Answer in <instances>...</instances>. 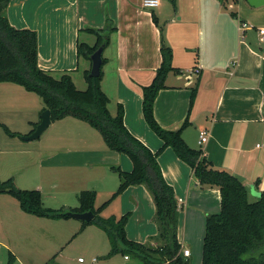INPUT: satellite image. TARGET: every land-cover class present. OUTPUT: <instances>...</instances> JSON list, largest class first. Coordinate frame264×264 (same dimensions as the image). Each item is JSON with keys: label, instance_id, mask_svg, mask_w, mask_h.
Here are the masks:
<instances>
[{"label": "crops", "instance_id": "1", "mask_svg": "<svg viewBox=\"0 0 264 264\" xmlns=\"http://www.w3.org/2000/svg\"><path fill=\"white\" fill-rule=\"evenodd\" d=\"M230 2L161 0L157 8L167 3L168 9L155 12L156 9L145 8L143 0H11L5 14L15 28L38 33L40 68L55 77L69 74L76 86L78 82L73 74L80 66L84 71L92 68V61L78 57V44L95 45L96 36L88 29L104 30L111 24L116 30L103 53L107 63L102 80V89L110 98L109 110L116 115L118 106L122 105L128 130L157 152L163 141L148 127L142 111L143 87L153 82L162 64V37L153 21L154 15L164 28V42L173 50V67L179 70L168 75L166 88L156 99V120L164 129L178 130L189 118L190 125L183 132L186 143L193 149L203 150L217 169L238 177L248 190L249 201L255 202L264 192V42L259 33V29H264V5L255 7L248 0ZM227 7H236L237 16L228 14ZM243 23L248 24L244 31ZM195 88L198 91L190 110ZM38 113L27 120L29 134L42 120ZM70 120L73 119L52 124H62L64 129L78 126ZM203 130L208 131L209 139L200 145ZM72 141L75 143L56 144V149L43 151L41 166L60 170L68 181L69 191H95V206L99 208L116 193L121 183L112 168L130 172L132 161L108 149L97 135L89 133ZM159 163L176 193L178 240L184 256V251L189 250L186 246L189 233L203 232L200 236L204 243L207 217L221 211V193L219 189L202 187L192 168L171 148L164 150ZM77 182L83 186L77 187ZM7 196L10 195L0 194V247L9 254L1 255L0 263L7 264L12 254L16 262L23 264L13 250L8 232L16 239L24 238L29 245L31 239L34 244L50 242L60 257L55 264H70L62 254L63 245H71L76 239H80V246L89 254L90 264H139L122 254L108 257L110 240L97 226L89 225L82 230L81 224L63 225L71 220H50L27 214ZM156 210L148 188L136 185L115 198L101 216L121 218L130 213L126 226L128 238L156 247L159 245L154 239L159 234ZM53 227L57 230L51 231ZM66 227L68 232L64 231ZM47 233L55 235L50 240ZM189 251L190 256H184L187 261L192 255ZM86 262L79 261V264Z\"/></svg>", "mask_w": 264, "mask_h": 264}, {"label": "trees", "instance_id": "2", "mask_svg": "<svg viewBox=\"0 0 264 264\" xmlns=\"http://www.w3.org/2000/svg\"><path fill=\"white\" fill-rule=\"evenodd\" d=\"M0 0V83L10 82L36 93L45 104V110L51 111L52 123L74 118L88 123L101 135L108 149L124 154L132 161L133 168L118 172L121 184L116 193L99 208H96L97 194L93 190L79 194L80 206L55 210L44 206L39 190L19 189L14 179L0 181V194L15 198L22 211L27 214L50 220L71 219L69 213L92 212L91 222L103 230L111 244L108 257L122 254L136 259L139 264H189L181 254L178 240V201L174 188L168 184L159 163V157L165 149L171 148L176 156L192 168L195 178L205 188L219 189L221 193V211L211 214L206 220L203 243L202 264H264V192L259 199L250 202L244 183L232 173L217 169L204 154V151L191 148L183 138L184 130L190 125L189 118L178 130L164 129L156 120L154 106L161 90L166 88V80L171 72H179L173 67V50L164 42V32L160 29L162 43V64L157 69L153 82L143 87L142 111L148 127L163 141L159 151L153 152L136 138L124 122V108L118 106L116 115L109 110L110 98L102 89L103 67L107 59L103 58L101 75L91 77V70L84 72L86 90L77 88L69 74L55 77L39 66L38 33L30 29H18L11 25L3 3ZM153 20L158 24L156 17ZM116 29L110 24L104 30L88 29L96 36L93 46L78 44V57L91 61V56L100 47L109 46L111 34ZM197 88L193 89L190 110L195 102ZM38 125H34L31 135ZM145 185L156 204V222L159 234L154 237L159 245L142 244L130 240L126 226L129 214L117 218H104L101 212L119 195L131 186ZM10 254L7 264H14Z\"/></svg>", "mask_w": 264, "mask_h": 264}, {"label": "rangeland", "instance_id": "3", "mask_svg": "<svg viewBox=\"0 0 264 264\" xmlns=\"http://www.w3.org/2000/svg\"><path fill=\"white\" fill-rule=\"evenodd\" d=\"M164 1L166 2L167 0H162V2ZM231 1L232 2L230 3L234 2V0ZM167 3H165V6L163 5L164 7L162 6L159 9L155 8V12H158L159 10L163 11V9L166 11L168 9V6L166 5ZM226 10L227 13L233 17L237 16L236 7L233 9H228L227 7ZM156 25L161 29L159 23ZM162 29L164 32V28ZM84 38H86V36L82 39L84 40ZM92 39L94 40L93 36H91V40ZM84 72V67L80 66L79 71L73 74L78 82L77 87L80 90H86L87 88ZM41 108L45 109L46 104L36 93L29 92L24 87L15 83H0V178L3 179H0V181H6L13 178L19 189L41 191L44 206L46 208L55 210L78 208L80 206L79 194L81 192L76 193L75 191H69V186L67 184L68 181L62 177L60 170L57 168L49 165H45L49 167L42 168L40 160L41 154L46 149H56V144H68L69 142L75 143L72 139L78 136L89 135V133H91L92 135H97L100 139H103L102 135L88 123L70 118L73 119L70 121H76L71 123H76L78 126L73 128L67 127L64 129L63 125L57 124L59 123L57 122L56 125L52 124L39 139L26 140V137L30 136L29 133H27L29 132L27 120L28 118H32L37 111L39 112L38 116L42 119L44 110L39 111ZM61 138H65L66 140L62 141ZM42 156L45 157V155ZM46 158H50V156H47ZM116 173L115 177H118L119 174L118 172ZM76 186L80 187L81 184L77 182ZM40 188L42 190H40ZM7 197L14 201L17 207H19L18 201L15 198L12 196ZM130 216L131 214L129 213V218ZM67 220H71L70 222H63L65 223L63 225H66L67 227L70 225L76 226L81 224L83 230V228L89 226H83L84 223L82 220ZM1 226L2 224L0 223V230ZM67 227L64 229L65 232H68L69 230ZM50 230L55 231L57 228L53 227L50 228ZM6 234L9 238H12L14 246L13 250L19 254L23 264H55L54 261L56 260L57 262L60 259V257L57 256V251H53L54 248L51 246L50 242L34 244L31 239V245H29L25 242L24 238L16 239V237L8 232H6ZM200 234L203 236V232L199 233V231L189 233L188 242L186 244L192 252L188 261L189 264H202L203 242ZM47 235L51 240L55 234L47 233ZM65 244L63 245L64 253L62 254L68 259L70 264H79V258L86 260V264H90L89 254L80 246V239H76L75 241L72 240L71 245L67 243ZM4 254L7 255L9 252L0 247V262L2 261L1 255L4 257ZM14 259V264H20L19 262H16L15 257Z\"/></svg>", "mask_w": 264, "mask_h": 264}, {"label": "water", "instance_id": "4", "mask_svg": "<svg viewBox=\"0 0 264 264\" xmlns=\"http://www.w3.org/2000/svg\"><path fill=\"white\" fill-rule=\"evenodd\" d=\"M248 2L255 7L264 5V0H248ZM3 7H6V3H3ZM103 53L104 47H100L94 54L91 56L92 68L90 72L91 77H99L102 71L103 65ZM52 118L51 111L45 110L42 114V120L36 127V130L28 137L26 140H36L39 139L43 133L51 126ZM71 218L82 220L85 222H91L94 219V214L92 212L87 213H69Z\"/></svg>", "mask_w": 264, "mask_h": 264}, {"label": "built area", "instance_id": "5", "mask_svg": "<svg viewBox=\"0 0 264 264\" xmlns=\"http://www.w3.org/2000/svg\"><path fill=\"white\" fill-rule=\"evenodd\" d=\"M161 4V0H143V6L145 8L148 9H155L158 6H160ZM248 28V24L243 23L242 24V30H246ZM259 33L261 35V40L264 42V29H259ZM197 74L199 73V70H196ZM209 139V133L206 130H203L200 132V140H199V144L203 145L204 143H206ZM184 256H190V251L189 250H185L184 251ZM79 261H83V259L81 258Z\"/></svg>", "mask_w": 264, "mask_h": 264}]
</instances>
